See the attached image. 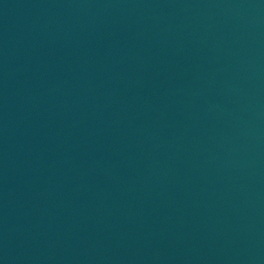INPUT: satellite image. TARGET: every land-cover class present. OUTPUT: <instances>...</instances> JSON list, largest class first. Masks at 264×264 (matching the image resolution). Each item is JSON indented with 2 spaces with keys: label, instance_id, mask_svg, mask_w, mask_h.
<instances>
[{
  "label": "water",
  "instance_id": "1",
  "mask_svg": "<svg viewBox=\"0 0 264 264\" xmlns=\"http://www.w3.org/2000/svg\"><path fill=\"white\" fill-rule=\"evenodd\" d=\"M0 264H264V0H0Z\"/></svg>",
  "mask_w": 264,
  "mask_h": 264
}]
</instances>
